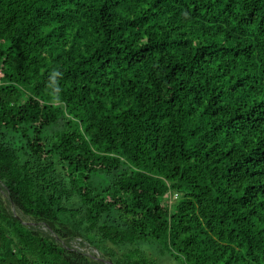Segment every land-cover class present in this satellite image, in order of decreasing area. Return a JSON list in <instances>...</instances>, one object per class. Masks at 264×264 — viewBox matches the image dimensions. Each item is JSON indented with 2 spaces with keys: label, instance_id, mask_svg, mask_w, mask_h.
Listing matches in <instances>:
<instances>
[{
  "label": "trees",
  "instance_id": "16d2710c",
  "mask_svg": "<svg viewBox=\"0 0 264 264\" xmlns=\"http://www.w3.org/2000/svg\"><path fill=\"white\" fill-rule=\"evenodd\" d=\"M0 182V264H264V0H0Z\"/></svg>",
  "mask_w": 264,
  "mask_h": 264
},
{
  "label": "rangeland",
  "instance_id": "374dc122",
  "mask_svg": "<svg viewBox=\"0 0 264 264\" xmlns=\"http://www.w3.org/2000/svg\"><path fill=\"white\" fill-rule=\"evenodd\" d=\"M1 186V184H0V195L2 196V198L4 199V201L7 203V206L9 207V209L11 210V211H13L14 210V207L12 206V204H10V202H9V198H8V194H7V192H6V190ZM176 199V197L175 196H173V200H175ZM17 212V211H16ZM17 214L19 215V216H21V217H23L19 212H17ZM24 218V217H23ZM24 221H25V223H27L30 227H32V228H34L36 231H39V232H41V233H43L44 235H50V231L48 230V228H46L45 226H42V225H33L34 223L31 221V220H29V219H27V218H24ZM69 245L73 248V249H75V250H78V251H80V252H82V253H85V254H87V255H91V256H95V255H97V251L96 250H94V249H92L89 245H84V247H80L79 245H78V240H74V241H72L71 243H69Z\"/></svg>",
  "mask_w": 264,
  "mask_h": 264
},
{
  "label": "water",
  "instance_id": "95a60500",
  "mask_svg": "<svg viewBox=\"0 0 264 264\" xmlns=\"http://www.w3.org/2000/svg\"><path fill=\"white\" fill-rule=\"evenodd\" d=\"M0 184H1V182H0ZM1 186H2V184H1ZM3 187V186H2ZM1 187V188H2ZM8 198H9V201H10V197H9V195H8ZM12 206L14 207V210L12 211L13 213H14V215L16 216V217H18V218H20V216L17 214V210H16V207L14 206V204H12ZM25 224H27V223H25ZM33 225H35V224H33ZM51 233V235L53 236V237H55L56 238V240H58V241H60L59 240V238L51 231L50 232ZM71 249V248H70ZM73 249V248H72ZM73 250H75V249H73ZM86 256H88L90 259H92V260H94V261H98V262H102V263H104V264H113V262L111 261V260H108V259H105V258H102L101 257V255L99 254V252L97 251V255L96 256H91V255H87L86 254Z\"/></svg>",
  "mask_w": 264,
  "mask_h": 264
},
{
  "label": "bare ground",
  "instance_id": "6f19581e",
  "mask_svg": "<svg viewBox=\"0 0 264 264\" xmlns=\"http://www.w3.org/2000/svg\"><path fill=\"white\" fill-rule=\"evenodd\" d=\"M78 245H79L80 247H84V245H86V244H84L82 241L78 240ZM95 256H96V255H95Z\"/></svg>",
  "mask_w": 264,
  "mask_h": 264
}]
</instances>
